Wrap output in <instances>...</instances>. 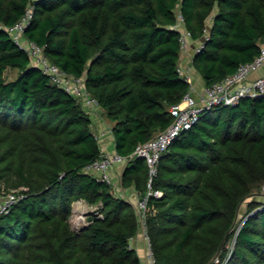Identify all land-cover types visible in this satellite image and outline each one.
<instances>
[{"label": "trees", "instance_id": "trees-1", "mask_svg": "<svg viewBox=\"0 0 264 264\" xmlns=\"http://www.w3.org/2000/svg\"><path fill=\"white\" fill-rule=\"evenodd\" d=\"M28 7L25 37L84 77L112 122L115 151L127 157L121 182L139 196L148 166L133 150L170 124V106L190 89L177 68V10L200 39L192 64L205 85L264 42V0H0V24ZM90 123L81 100L0 27V189L22 193L0 214V264H140L129 247L135 209L85 171L102 152ZM156 166L151 188L162 193L149 196L146 217L153 264H264V96L205 108ZM80 198L95 208L76 229L70 215Z\"/></svg>", "mask_w": 264, "mask_h": 264}, {"label": "built area", "instance_id": "built-area-1", "mask_svg": "<svg viewBox=\"0 0 264 264\" xmlns=\"http://www.w3.org/2000/svg\"><path fill=\"white\" fill-rule=\"evenodd\" d=\"M33 16L31 7H28L19 20L11 25L0 24L12 37L14 42L23 48L31 58V63L38 66L42 72L50 77V80L63 88L66 92L81 100L85 109L97 105V100L91 96L84 84L83 76H74L64 71L56 63L52 62L43 51V46L34 40L25 37L24 31ZM180 32L179 41L181 50H185L190 39V32L184 27L182 14L177 10V21L174 25ZM200 44L196 46V51ZM264 64V42L260 45L259 52L249 61L242 62L237 69L213 82L204 85L202 92L195 93L192 89L184 94L182 99L170 106L169 111L172 120L168 126L155 133L146 141L136 144L133 155L142 157L148 166L147 191L140 195L135 202V211L140 222L139 229L146 240V257L140 260V264H153L149 238L146 234V217L149 212L148 198L150 195L160 196L159 189L151 188V180L157 173V161L168 145L181 131L191 127L205 108L213 105H233L245 96H264V74L251 77V74ZM178 71L190 81V75L185 68L178 65ZM127 157L117 151H102L100 156L85 166V171L94 174L98 179L113 184L110 174L111 168L117 163H125ZM264 191V185L262 187ZM22 197V193L12 189L4 191L0 189V214L7 212L12 204ZM130 237L129 247H132ZM214 262L219 261L216 256Z\"/></svg>", "mask_w": 264, "mask_h": 264}, {"label": "crops", "instance_id": "crops-1", "mask_svg": "<svg viewBox=\"0 0 264 264\" xmlns=\"http://www.w3.org/2000/svg\"><path fill=\"white\" fill-rule=\"evenodd\" d=\"M210 24V21L209 23ZM200 44V39L188 40L186 49L180 51L179 64L185 68L186 72L190 75V89L193 92H202L204 87V81L201 74L195 69L192 64V56L196 52V46ZM264 74V64L255 72L251 74V77ZM87 111L91 118L90 127L92 132L95 134L102 151H115L114 138L112 133V122L104 114L103 108L100 105H94L88 107ZM125 163L115 164L111 170L110 174L112 177V186L115 194L121 197L127 198L133 208L135 209V202L139 197L138 192L133 186L123 185L121 182V174L123 171ZM75 203V204H74ZM72 212L70 215V222L77 224V228H81L89 223L88 216L91 215V211L95 206L89 204L84 199L80 198L73 202ZM131 244L136 250L140 260L146 257V240L138 229L131 238Z\"/></svg>", "mask_w": 264, "mask_h": 264}, {"label": "rangeland", "instance_id": "rangeland-1", "mask_svg": "<svg viewBox=\"0 0 264 264\" xmlns=\"http://www.w3.org/2000/svg\"><path fill=\"white\" fill-rule=\"evenodd\" d=\"M209 21H210V19L208 18L207 19V24L209 23ZM7 74V76H9V74H12V73H10V72H7L6 73ZM262 191H263V189H262ZM257 198H259V195H257ZM261 199H263L262 197H260ZM75 204V203H74ZM245 206H246V202H243L242 203V205H241V207H240V211H239V214H238V218H237V220H240L241 218H242V216H243V214H244V211H245ZM73 209V208H72ZM239 222V221H238ZM72 224V226L74 227V228H76L77 229V224H75V223H71ZM232 239H233V237L231 238V241H232ZM229 246L231 245V242H229V244H228Z\"/></svg>", "mask_w": 264, "mask_h": 264}, {"label": "water", "instance_id": "water-1", "mask_svg": "<svg viewBox=\"0 0 264 264\" xmlns=\"http://www.w3.org/2000/svg\"><path fill=\"white\" fill-rule=\"evenodd\" d=\"M88 219H89V220L91 219V215L88 216Z\"/></svg>", "mask_w": 264, "mask_h": 264}]
</instances>
